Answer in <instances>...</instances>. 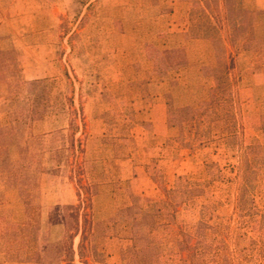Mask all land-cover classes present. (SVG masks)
<instances>
[{"label":"rangeland","instance_id":"1","mask_svg":"<svg viewBox=\"0 0 264 264\" xmlns=\"http://www.w3.org/2000/svg\"><path fill=\"white\" fill-rule=\"evenodd\" d=\"M69 245L264 264V0H0V264Z\"/></svg>","mask_w":264,"mask_h":264},{"label":"trees","instance_id":"2","mask_svg":"<svg viewBox=\"0 0 264 264\" xmlns=\"http://www.w3.org/2000/svg\"><path fill=\"white\" fill-rule=\"evenodd\" d=\"M228 9L232 10V8H231V4H229ZM67 207H68V209H70V210L75 209L76 212H77V209H76L77 207H75V206H73V205H69V206H67ZM71 216H72V217L75 216L74 218H75V220H77V213L72 214ZM84 221H87V219L85 218ZM76 229H77V226H76ZM83 239H84V230H82L81 238H80V241H79V252H78V255H79L80 259H81V257H82V256H81V253H80V246H82ZM72 256H73V250H72L71 245H69V246H67V248L65 249V259H64V260L66 261L65 264H73V263H72V260H73ZM82 262H83L84 264H87V262L84 261V260H82Z\"/></svg>","mask_w":264,"mask_h":264}]
</instances>
